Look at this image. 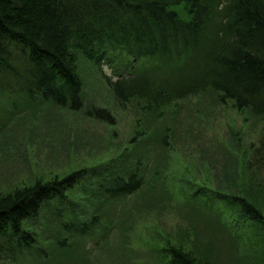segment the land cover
Returning a JSON list of instances; mask_svg holds the SVG:
<instances>
[{"label": "trees", "instance_id": "obj_1", "mask_svg": "<svg viewBox=\"0 0 264 264\" xmlns=\"http://www.w3.org/2000/svg\"><path fill=\"white\" fill-rule=\"evenodd\" d=\"M86 68H96L120 100L145 104L146 112L172 109L178 100L213 89L222 102L264 119V0H0V103L12 115L36 95L81 109ZM88 110L112 120L105 109ZM164 135L144 132L134 154L100 179L89 194L96 215L65 211L63 200L82 177L79 170L0 193V264L87 261L118 227L115 216L132 218L135 205L148 206L150 197L159 210L178 203L167 190V157L162 164L153 158L162 145L169 154L167 130ZM202 188L226 194L222 187ZM229 196L264 230L262 208ZM203 204L195 213L211 218ZM216 215L212 224L225 225ZM165 255L170 264H216L174 244Z\"/></svg>", "mask_w": 264, "mask_h": 264}, {"label": "rangeland", "instance_id": "obj_2", "mask_svg": "<svg viewBox=\"0 0 264 264\" xmlns=\"http://www.w3.org/2000/svg\"><path fill=\"white\" fill-rule=\"evenodd\" d=\"M104 71L112 74L108 65ZM83 74L84 106L79 110L44 103L36 95L14 116L0 103V193L79 170L82 177L63 200L65 211L96 215L100 212H94L89 194L100 179L134 154V142L144 132L157 129L164 135L167 130L169 154L162 145L153 158L162 164L167 157V190L178 203L159 210L150 197L148 206L135 205L132 218L115 216L118 227L104 237V247L77 264H170L165 254L172 244L216 264H264V230L225 197H246L264 210V119L232 101L222 102L213 89L178 100L172 109L167 105L164 111L146 112L145 104L120 100L96 68ZM89 108L109 111L112 120L88 114ZM229 182L235 185H223ZM206 185L222 187L226 194L202 188ZM189 200L191 207L186 206ZM203 203L211 218L195 213ZM148 207L153 211L139 214ZM216 214L225 225L212 224Z\"/></svg>", "mask_w": 264, "mask_h": 264}]
</instances>
